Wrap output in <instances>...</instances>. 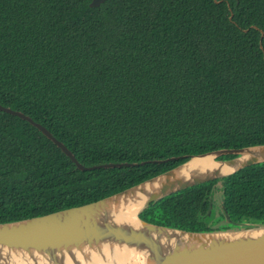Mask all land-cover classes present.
Here are the masks:
<instances>
[{
  "label": "trees",
  "instance_id": "obj_1",
  "mask_svg": "<svg viewBox=\"0 0 264 264\" xmlns=\"http://www.w3.org/2000/svg\"><path fill=\"white\" fill-rule=\"evenodd\" d=\"M90 2L0 0V105L85 167L145 163L80 171L0 111V223L95 202L192 155L264 145V0ZM138 216L192 232L264 225V163Z\"/></svg>",
  "mask_w": 264,
  "mask_h": 264
},
{
  "label": "water",
  "instance_id": "obj_2",
  "mask_svg": "<svg viewBox=\"0 0 264 264\" xmlns=\"http://www.w3.org/2000/svg\"><path fill=\"white\" fill-rule=\"evenodd\" d=\"M106 0H91L98 7ZM51 141L80 171L143 165L107 163L85 167L42 125L0 105ZM232 156L229 159L222 157ZM152 161L151 163H162ZM264 163V145L219 149L190 156L180 165L123 191L39 217L0 223V264H264V225L192 232L146 222L139 214L151 203L206 182ZM135 211L131 215L128 211ZM99 263V264H100Z\"/></svg>",
  "mask_w": 264,
  "mask_h": 264
},
{
  "label": "bare ground",
  "instance_id": "obj_3",
  "mask_svg": "<svg viewBox=\"0 0 264 264\" xmlns=\"http://www.w3.org/2000/svg\"><path fill=\"white\" fill-rule=\"evenodd\" d=\"M128 213H130L131 215H135V211H133V210H130V211H128ZM104 254H111V255H109L108 257H107V255H106V258H105V261L103 262V263H100V262H98L97 260L96 261H94V262H91V263H88V264H108V260L109 259H112V258H114V257H117V255H114V253H105L104 252Z\"/></svg>",
  "mask_w": 264,
  "mask_h": 264
},
{
  "label": "rangeland",
  "instance_id": "obj_4",
  "mask_svg": "<svg viewBox=\"0 0 264 264\" xmlns=\"http://www.w3.org/2000/svg\"><path fill=\"white\" fill-rule=\"evenodd\" d=\"M215 199H218V198H215ZM220 202H221V199H218V201L217 200L213 201V206H214L215 211L220 210V208H221Z\"/></svg>",
  "mask_w": 264,
  "mask_h": 264
}]
</instances>
